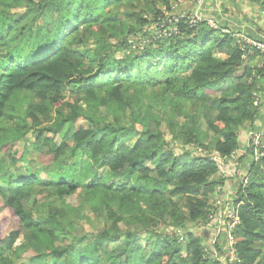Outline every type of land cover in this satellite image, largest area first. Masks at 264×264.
<instances>
[{
    "label": "trees",
    "instance_id": "obj_1",
    "mask_svg": "<svg viewBox=\"0 0 264 264\" xmlns=\"http://www.w3.org/2000/svg\"><path fill=\"white\" fill-rule=\"evenodd\" d=\"M199 1L0 0V264H229L231 211L264 264V54L176 14Z\"/></svg>",
    "mask_w": 264,
    "mask_h": 264
},
{
    "label": "crops",
    "instance_id": "obj_2",
    "mask_svg": "<svg viewBox=\"0 0 264 264\" xmlns=\"http://www.w3.org/2000/svg\"><path fill=\"white\" fill-rule=\"evenodd\" d=\"M255 10V9H254ZM176 14L186 15L197 13L205 21H212L219 29L231 31L248 36L256 32V25L251 21L259 18L257 12L252 14V9L247 0H202L198 3H183L176 8ZM260 24H263L262 22ZM258 38L264 39V33H253ZM221 203V202H219ZM218 205V204H216ZM210 231V229H208Z\"/></svg>",
    "mask_w": 264,
    "mask_h": 264
},
{
    "label": "rangeland",
    "instance_id": "obj_3",
    "mask_svg": "<svg viewBox=\"0 0 264 264\" xmlns=\"http://www.w3.org/2000/svg\"><path fill=\"white\" fill-rule=\"evenodd\" d=\"M176 9V8H175ZM165 15L166 16H168L169 14L167 13V12H165ZM248 17H249V15H248ZM213 29H219L212 21H209V23H208ZM225 33V32H224ZM239 36V35H238ZM238 36L236 37V39H238L239 40V38H238ZM253 65H255L256 66V63L254 64L253 63ZM262 66V65H261ZM211 95H212V97H214V96H217V94H213V93H211ZM263 114H264V111L262 110V113L260 114V116L262 117L263 116ZM158 119V118H157ZM159 120H161V118H159ZM212 133L211 132H209V134L207 135V139H209V140H211L210 138H212ZM250 140L252 141V139H251V137H250ZM256 148V150H257V147H255ZM257 152H258V150L256 151V154H257ZM256 157H259V154L256 156ZM147 166H150L151 168H153L152 166H151V163L150 162H147ZM221 174H223V176H224V179H230V178H232V174H229V173H227L226 171H224V170H222L221 169ZM233 179H231L230 180V183L227 185V189H233L234 187H236L237 188V186H238V183H236L235 185H234V183H232L231 181H232ZM235 188V189H236ZM231 191H234V190H231ZM35 194V193H34ZM36 197V196H35ZM67 201L69 202V203H71V204H73L74 206H77L78 205V199H76V197H72V198H67ZM219 202H221V201H216V199L213 197V196H211V204H214V203H216V204H218V206L220 205V203ZM9 212L7 211V210H2V206H1V203H0V228L1 229H6L7 227L3 224V222H2V218L4 217V216H9V214H8ZM91 216V215H90ZM234 217V215H233V213H228V217L227 218H233ZM90 218V217H89ZM93 219V217L91 216V218L89 219V221H85L82 225L84 226V229H85V231H87V232H92V231H94V230H96V228L98 227L97 226V224L94 222V220H92ZM224 222H226L225 220H223V223ZM228 223H229V220H228ZM235 226V225H234ZM123 228L125 229L126 227L123 225ZM189 228V230H190V233H192V234H195V235H197V236H207L208 235V229H210L209 228V226H208V228L206 227V226H198V227H194V226H189L188 227ZM229 228H230V230L231 229H233V226L232 225H230L229 226ZM165 228H162V230H164ZM236 230H237V228H235L234 229V231H233V236H232V234H231V239H233V237H234V239H235V232H236ZM231 232H232V230H231ZM177 234L180 236V238H183V239H181L180 240V247L182 248V250L183 251H185V249H186V247H187V244H188V240H187V238H186V236H185V232H183V231H179V232H177ZM142 237V236H141ZM208 238V237H207ZM205 239L206 241H208V239ZM95 240V238H93V237H88L87 238V241L88 242H93ZM69 239H66L65 241H59L57 244L58 245H62V244H69ZM142 244L144 245V246H146L147 245V243H146V239L144 238V239H142ZM235 244H236V242H235ZM216 246H220V240L218 239V238H215V241L214 242H212L211 244H209V253H210V255H212V258L213 259H215V261L216 262H221V264H224L225 262H224V260H223V258H224V256H223V254H222V257H221V255H220V253L219 252H216L213 248L214 247H216ZM111 248H114L115 247V245L113 244V245H111L110 246ZM148 250H150V248H148ZM32 255H34L33 254V252H29L28 253V257H27V259L26 260H24L23 262H22V264H26V262H27V260L32 256ZM234 260H235V256H234V254L232 253L231 255H230V261H228L229 262V264H232L233 262H234Z\"/></svg>",
    "mask_w": 264,
    "mask_h": 264
},
{
    "label": "built area",
    "instance_id": "obj_4",
    "mask_svg": "<svg viewBox=\"0 0 264 264\" xmlns=\"http://www.w3.org/2000/svg\"><path fill=\"white\" fill-rule=\"evenodd\" d=\"M203 22H207V21H205L203 18H201L197 13L191 14L189 19H188V23H189L190 27H196L198 24L203 23ZM207 23H209V22H207ZM224 32L229 33V31H224ZM237 36L239 38V40L237 39L238 44L242 49H245V47H251V48H254V49H256V50H258L264 54V42L263 41H255V40L251 39L249 36L242 35V34H237L236 37ZM250 137L252 139L254 146L258 148L260 140H262V136H260L257 133H251ZM231 213H233V215H234L233 219L235 220V222L232 224L228 223L227 229L229 232V240H230V245H231V249H232L230 252V255L233 253L235 256V260L232 264H235V261L237 260V258H236V255L234 253L235 251H234L233 247H234L236 241H235L234 237H233V239H231V234L233 236V231L237 227L239 220H238V218L235 217L234 212L231 211ZM230 225L233 226V229H231L232 232L229 228ZM229 261H230V259H229Z\"/></svg>",
    "mask_w": 264,
    "mask_h": 264
}]
</instances>
